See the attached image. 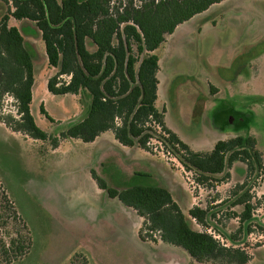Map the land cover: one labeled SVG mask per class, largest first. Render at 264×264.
<instances>
[{"label":"rangeland","instance_id":"374dc122","mask_svg":"<svg viewBox=\"0 0 264 264\" xmlns=\"http://www.w3.org/2000/svg\"><path fill=\"white\" fill-rule=\"evenodd\" d=\"M12 24L32 50L30 112L40 129L59 136L86 115L88 98L48 92L46 80L54 68L46 61L41 38L29 20L13 19ZM153 53L159 65L155 105L163 110L165 124L194 150H210L216 141L237 135L253 136L264 165V0L215 3L176 26ZM41 104L52 121L40 112ZM14 110L5 96L0 112L15 116ZM232 115L236 123H228ZM152 145L153 152L125 146L106 130L88 142L59 137L53 147L0 120V181L31 234L27 252L11 264H70L82 256L90 264H193L181 247L143 240L142 219L108 197L92 173L114 188L164 187L187 214L194 204L212 207L230 198L246 166L237 162L228 181L205 187L155 140ZM235 167L243 173L238 175ZM250 184L259 206L241 247L250 256L246 264H264V174ZM218 209L212 225L233 232L238 219L228 211L239 208L220 203ZM192 225L204 229L194 220Z\"/></svg>","mask_w":264,"mask_h":264},{"label":"trees","instance_id":"16d2710c","mask_svg":"<svg viewBox=\"0 0 264 264\" xmlns=\"http://www.w3.org/2000/svg\"><path fill=\"white\" fill-rule=\"evenodd\" d=\"M221 1L0 0V111L5 96L15 107V116L0 112V120L10 128L47 140L53 147L59 137L88 142L106 130L120 144L149 152L155 140L164 154L176 159L196 184L205 187L228 181L237 162L246 166L230 198L218 202L227 203L228 209L239 208L228 211V216L238 219L237 228L229 234L212 225L219 204L193 205L185 214L164 187L133 184L114 188L92 173L108 197L132 208L142 219L139 235L143 240L181 247L193 264H246L249 260L241 244L252 231L253 213L259 206L250 181L264 174L262 154L250 135L218 140L205 151L183 142L155 105L159 65L153 51L176 26ZM13 19L31 21L44 44L46 61L54 68L46 80L47 91L88 98L86 115L72 121L59 136L40 129L30 112L33 55ZM39 109L52 121L42 104ZM235 171L243 173L242 168L235 167ZM193 220L204 229H195ZM30 244V231L0 181V264L19 260ZM71 260L70 264H90L86 256Z\"/></svg>","mask_w":264,"mask_h":264},{"label":"flooded vegetation","instance_id":"af4514ba","mask_svg":"<svg viewBox=\"0 0 264 264\" xmlns=\"http://www.w3.org/2000/svg\"><path fill=\"white\" fill-rule=\"evenodd\" d=\"M234 118H235L234 115H232L230 118L227 117L228 123H236L238 120Z\"/></svg>","mask_w":264,"mask_h":264},{"label":"crops","instance_id":"0c3cea01","mask_svg":"<svg viewBox=\"0 0 264 264\" xmlns=\"http://www.w3.org/2000/svg\"><path fill=\"white\" fill-rule=\"evenodd\" d=\"M28 42V41H27ZM27 45H28V43H27ZM30 48H31V46L30 45H28ZM32 88H33V86H32ZM32 94H33V92H32ZM157 98H158V88H157ZM157 100V99H156ZM195 205V204H194Z\"/></svg>","mask_w":264,"mask_h":264}]
</instances>
